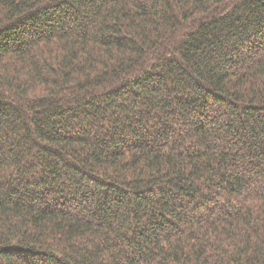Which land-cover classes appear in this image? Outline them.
Returning <instances> with one entry per match:
<instances>
[{
    "label": "trees",
    "instance_id": "16d2710c",
    "mask_svg": "<svg viewBox=\"0 0 264 264\" xmlns=\"http://www.w3.org/2000/svg\"><path fill=\"white\" fill-rule=\"evenodd\" d=\"M0 264H264V0H0Z\"/></svg>",
    "mask_w": 264,
    "mask_h": 264
}]
</instances>
